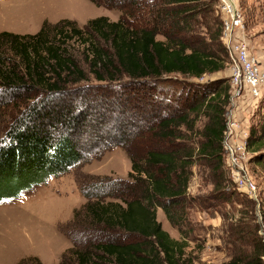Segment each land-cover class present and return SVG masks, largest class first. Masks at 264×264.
I'll return each mask as SVG.
<instances>
[{"label": "trees", "instance_id": "16d2710c", "mask_svg": "<svg viewBox=\"0 0 264 264\" xmlns=\"http://www.w3.org/2000/svg\"><path fill=\"white\" fill-rule=\"evenodd\" d=\"M90 1L120 19H92L83 29L65 19L33 35L0 33V111L9 118L0 141V201L121 148L132 161L129 177L78 183L88 203L75 227L81 233L69 235L82 248L61 264H195L186 257L188 243L164 230L157 209L177 226L174 210L199 201L188 194L198 156L224 166L231 88L224 80L199 82L231 65L223 17L214 0ZM73 41L83 46L88 72L69 52ZM202 115L206 142L196 147L183 128L194 129ZM113 122L121 133L101 137ZM252 138L249 148L259 152L264 139ZM228 196L222 198L235 193ZM255 244L254 254L222 264H264L263 238Z\"/></svg>", "mask_w": 264, "mask_h": 264}, {"label": "rangeland", "instance_id": "374dc122", "mask_svg": "<svg viewBox=\"0 0 264 264\" xmlns=\"http://www.w3.org/2000/svg\"><path fill=\"white\" fill-rule=\"evenodd\" d=\"M214 1V8L224 20L222 1ZM237 7L244 28L237 31L236 41L243 40L248 44L251 55L257 59L264 72V0H237ZM100 17L118 21L120 13L99 7L90 0H0V33L7 31L33 35L44 24L53 26L65 19L76 21L83 29L88 21ZM159 39L165 40L161 36ZM222 42L226 44L224 32ZM68 49L88 72L83 46L73 41ZM227 51L229 53L228 48ZM230 67L231 65L221 72L200 79L199 82L224 80L231 88L225 121L227 122L228 113L234 114L240 127L237 132L239 139L236 138L238 141L233 142L238 144L239 141H248L242 169L239 171L246 178L247 187H238L239 184H236L223 144L222 168L217 158L201 156L191 166L188 194L199 201L196 204L188 202L184 208L174 210L177 226L167 220L161 208L157 209V218L164 230L173 238L188 243L186 257L195 264H222L235 255L254 254L259 250V246L255 244L256 238L262 237L264 241V142L259 152L249 148L251 136L252 141L261 136L264 139V89L261 99L251 98L247 90L243 97L236 99L238 97ZM174 78L184 81L181 76ZM91 82L95 81L92 79ZM167 89L182 92V89L173 86H168ZM193 118L194 116L191 119ZM8 122L9 118L4 117V113L0 111V141ZM116 123L106 124L108 128L102 127L99 131L102 133L101 137L108 136L107 133L112 135L116 131L120 134L121 130L116 128ZM207 124V117L202 115L194 129L183 128L184 133L189 136L190 145L199 147L206 142L204 130ZM239 153L240 151L238 155ZM126 155L122 149L117 148L100 164L82 165L68 174L51 177L46 184L20 198L0 201V264H23L24 261L35 264L36 259L42 264H61L65 256L69 257L70 251L76 250L75 247L81 249L82 246H76L69 235H74L77 231L81 233L76 228L85 220V207L88 203L81 194L78 183L84 177L125 176L122 178L126 179L132 172V161ZM227 180L229 182L226 186ZM232 193L235 196L231 200L225 201L222 198ZM92 237L96 240L95 235ZM88 238L93 240L90 236Z\"/></svg>", "mask_w": 264, "mask_h": 264}, {"label": "built area", "instance_id": "2783aa9c", "mask_svg": "<svg viewBox=\"0 0 264 264\" xmlns=\"http://www.w3.org/2000/svg\"><path fill=\"white\" fill-rule=\"evenodd\" d=\"M224 13V37L231 58V78L236 90V99L244 96V91L254 99L263 97L264 89V72L260 69L259 63L249 51L248 44L243 40L236 41L237 31L244 28L242 16L237 7V0H221ZM243 41V42H242ZM233 114V113H232ZM234 115V114H233ZM230 113L227 114L226 129L224 132L223 144L228 153V160L231 167L233 178L238 187H247V181L239 171L242 169V159L245 158L246 143L242 141L238 144L233 140L239 139L238 121ZM238 141V140H237ZM245 143V144H244ZM240 144V145H239ZM240 151V155H238Z\"/></svg>", "mask_w": 264, "mask_h": 264}, {"label": "crops", "instance_id": "0c3cea01", "mask_svg": "<svg viewBox=\"0 0 264 264\" xmlns=\"http://www.w3.org/2000/svg\"><path fill=\"white\" fill-rule=\"evenodd\" d=\"M117 149V148H116ZM121 149V148H120ZM115 150V149H114ZM113 150V151H114ZM113 151H111V152H109V153H107L104 157H103V159L101 160V161H95V162H93V163H91L90 165L91 166H93L94 164H100V163H102V162H104V160H106L105 158H106V156H108L110 153H112ZM127 156V155H126ZM124 178L125 176H120V178Z\"/></svg>", "mask_w": 264, "mask_h": 264}]
</instances>
